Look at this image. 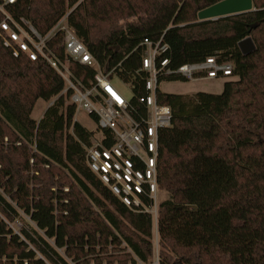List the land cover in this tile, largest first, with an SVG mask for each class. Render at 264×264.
Here are the masks:
<instances>
[{
	"label": "trees",
	"instance_id": "obj_1",
	"mask_svg": "<svg viewBox=\"0 0 264 264\" xmlns=\"http://www.w3.org/2000/svg\"><path fill=\"white\" fill-rule=\"evenodd\" d=\"M221 1L16 0L8 6L43 35L66 18L103 72L117 68L138 96L145 93L136 74L145 39L164 37L170 68L213 56L233 65L237 80L219 95L157 92L173 111L158 161L159 185L169 195L159 213L161 264H264V138H258L264 0H253V12L199 22V12ZM248 37L256 50L244 56L238 44ZM63 44L59 33L49 48L89 87L94 70L67 60ZM175 81L187 82H164ZM65 89L47 62L16 58L0 44V264H135L128 249L148 262L152 218L130 211L90 170L85 147L94 133L75 121ZM39 100L53 103L36 121ZM24 218L20 237L10 224Z\"/></svg>",
	"mask_w": 264,
	"mask_h": 264
},
{
	"label": "built area",
	"instance_id": "obj_2",
	"mask_svg": "<svg viewBox=\"0 0 264 264\" xmlns=\"http://www.w3.org/2000/svg\"><path fill=\"white\" fill-rule=\"evenodd\" d=\"M15 2L6 0L0 3L3 15L0 44L16 58L24 56L31 61L44 60L64 79L66 89L63 93L71 92L70 102L76 106L77 113L83 112L98 127L92 145L85 147L88 167L130 211L152 218L153 258L143 262L131 250L127 252L132 255L135 264H161L159 213L162 201L158 161L161 132L172 127L173 111L170 106L159 103V86L170 77L194 82L229 78L233 76V65L221 62L219 56H213L200 63L170 68L171 61L166 57L170 48L164 43V37L158 42L145 39L140 45L143 48L142 64L136 72L142 76V84L139 85L145 93L138 96L134 82L117 73V68L108 74L103 72L66 18L43 35L30 20L23 17L16 19L9 12L8 6ZM59 33H64L65 58L94 70V80L89 87L81 83L67 62L49 48V42ZM116 83L130 87L131 96L123 95ZM16 224L20 221L16 220L10 227L23 237L21 230L24 227L16 230ZM125 246L123 243L122 247ZM109 250H112V245ZM58 252L64 256L63 249H58Z\"/></svg>",
	"mask_w": 264,
	"mask_h": 264
},
{
	"label": "rangeland",
	"instance_id": "obj_3",
	"mask_svg": "<svg viewBox=\"0 0 264 264\" xmlns=\"http://www.w3.org/2000/svg\"><path fill=\"white\" fill-rule=\"evenodd\" d=\"M125 22H121V24H124ZM237 80L236 77H229L225 79H217V80H202V81H175V82H164L162 83L159 88L160 91L166 94H175V95H182L187 98L193 97L194 95L198 93H208V94H215L219 95L223 92L224 84L228 81ZM117 88L120 92H122L123 95L126 97L131 96V89L130 87H126L123 84L116 83ZM53 101L51 102H45L43 100H39L34 108V111L32 113V118L36 121H39L46 110L49 108L50 105H52ZM75 121L79 122L84 128L87 130L96 133L98 130V127L96 123L92 121L86 114L83 112H78L75 117ZM258 138L259 140H262L264 138V127L258 131ZM169 195L168 193L161 188L160 193V199L162 202L168 200ZM29 222L28 218L21 219L20 224H16L14 227L16 230H20V227H25V225ZM153 254L154 256V250L155 245L153 244ZM161 251V249H160Z\"/></svg>",
	"mask_w": 264,
	"mask_h": 264
},
{
	"label": "water",
	"instance_id": "obj_4",
	"mask_svg": "<svg viewBox=\"0 0 264 264\" xmlns=\"http://www.w3.org/2000/svg\"><path fill=\"white\" fill-rule=\"evenodd\" d=\"M255 11L253 0H223L198 14L199 22L217 21L222 18L241 15ZM241 53L246 56L256 50L251 37H248L238 44Z\"/></svg>",
	"mask_w": 264,
	"mask_h": 264
}]
</instances>
